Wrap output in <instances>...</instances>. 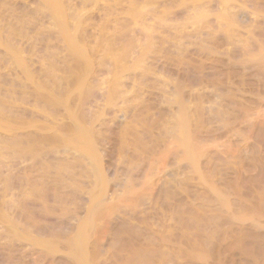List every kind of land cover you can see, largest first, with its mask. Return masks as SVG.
Listing matches in <instances>:
<instances>
[{"label": "bare ground", "instance_id": "1", "mask_svg": "<svg viewBox=\"0 0 264 264\" xmlns=\"http://www.w3.org/2000/svg\"><path fill=\"white\" fill-rule=\"evenodd\" d=\"M222 260L264 264V0H0V264Z\"/></svg>", "mask_w": 264, "mask_h": 264}, {"label": "rangeland", "instance_id": "2", "mask_svg": "<svg viewBox=\"0 0 264 264\" xmlns=\"http://www.w3.org/2000/svg\"><path fill=\"white\" fill-rule=\"evenodd\" d=\"M220 143L222 144V141H220ZM219 145H220V144H219ZM252 191H253V190H250L251 193H250V192H248V193L252 194V193H253ZM186 195H187V194H186ZM248 237H249V238H248ZM250 238H251V239H250ZM254 238H255V237H253V234H252V236H247V238H244L243 241L241 242V243H244V242H245V243H250L251 246L248 245V244H247V245H244L245 243L242 244V245L240 244L242 247H243V245H244V249H245V247H247V248H246L247 250L245 249V251H246L247 254L250 253L251 250H253V251H252V254L250 253V254H248V256H253V255H255V253H254V249H255V251L257 250V245H258V243H257L256 238H255V239H254ZM245 239H247V240H245ZM192 240H194V238H193ZM192 240L190 239V241H192ZM248 240H252V241H249V242H248ZM191 243L194 244V243H195V240L192 241ZM252 243H253V245H252ZM248 246L251 248V250H248V249H249ZM254 246H255V247H254ZM242 247H241V249L243 250ZM253 247H254V249H253ZM245 251H244V252H245ZM222 261H223V260H222ZM221 263L224 264V261L221 262Z\"/></svg>", "mask_w": 264, "mask_h": 264}]
</instances>
